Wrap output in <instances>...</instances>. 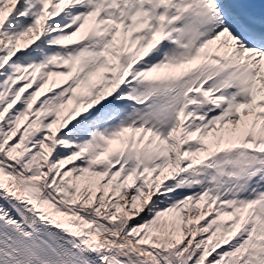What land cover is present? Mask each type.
<instances>
[{
	"label": "snow or ice",
	"instance_id": "obj_1",
	"mask_svg": "<svg viewBox=\"0 0 264 264\" xmlns=\"http://www.w3.org/2000/svg\"><path fill=\"white\" fill-rule=\"evenodd\" d=\"M0 264H264V0H0Z\"/></svg>",
	"mask_w": 264,
	"mask_h": 264
}]
</instances>
